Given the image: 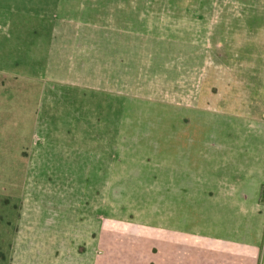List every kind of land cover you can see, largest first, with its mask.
Here are the masks:
<instances>
[{
  "label": "rangeland",
  "instance_id": "1",
  "mask_svg": "<svg viewBox=\"0 0 264 264\" xmlns=\"http://www.w3.org/2000/svg\"><path fill=\"white\" fill-rule=\"evenodd\" d=\"M49 1H0L13 22L0 25V264H163L174 248L185 263L246 264L233 249L264 264L249 192L264 80L230 81L231 104L199 100L238 69L179 63V17L151 15V0H60L53 45L24 29Z\"/></svg>",
  "mask_w": 264,
  "mask_h": 264
},
{
  "label": "crops",
  "instance_id": "2",
  "mask_svg": "<svg viewBox=\"0 0 264 264\" xmlns=\"http://www.w3.org/2000/svg\"><path fill=\"white\" fill-rule=\"evenodd\" d=\"M43 5H45L43 6L44 10L41 12L42 8L37 10L39 18L34 20L35 23H29L24 29L25 31L29 28L33 32L49 33L47 39H51L49 42L56 45L54 38L60 32V24L58 17L57 22L54 21V6L57 7L56 11H59L61 3L60 0H50L46 3L43 2ZM151 15L179 17V26L173 25L174 27L178 26L177 30L180 31L178 37L180 41L178 45L180 49L179 63L185 65L189 63L237 65L228 67L233 68V70L238 69V73H230L228 77L215 75L210 85L206 86L205 89L200 87L197 94L199 100H204L203 97H207L206 94H208L209 97L217 98L224 105L231 104L232 95L235 92H233L230 81L239 79L241 81L264 80V0H151ZM12 23L11 16H7L6 3H1L0 25H12ZM15 23L16 31H19L22 23ZM189 31L195 32V37L192 40L189 39ZM251 65H256V71L252 66L253 72H249ZM239 69L242 70L239 71ZM218 81H223L221 86ZM256 87L261 88V90L263 88L260 82ZM260 92L258 90L253 98L261 99ZM251 98V96H247L243 101L244 106L250 110L254 103ZM261 105L262 103L260 104V112L264 115V109L261 110ZM262 141L264 143V140ZM262 168H264V163H261L260 171L257 172L260 176L259 182L254 181L251 185L252 188L249 189L250 200L254 198L257 190L260 191L258 198V205L260 206H264V169ZM245 174L250 175V172H245ZM262 244L264 256V239H262ZM170 251V257L163 264H194L185 263L187 255L182 254L179 248ZM227 252L231 253V258L238 255L239 261L246 264L257 257V251L255 254L247 253V258L243 257L244 253L241 255L233 249L222 254L225 255ZM211 254L213 253L207 252L204 256L201 255L200 262L197 261L196 264H215L217 262L215 255H212L213 260L205 259L209 258L207 255ZM152 256L154 254L151 253V264L155 261ZM241 258L243 259L241 260Z\"/></svg>",
  "mask_w": 264,
  "mask_h": 264
}]
</instances>
